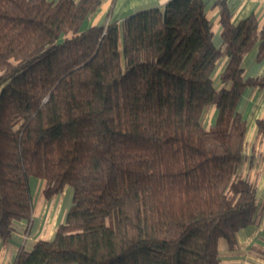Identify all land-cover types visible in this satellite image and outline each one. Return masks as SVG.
I'll return each instance as SVG.
<instances>
[{"label": "trees", "instance_id": "16d2710c", "mask_svg": "<svg viewBox=\"0 0 264 264\" xmlns=\"http://www.w3.org/2000/svg\"><path fill=\"white\" fill-rule=\"evenodd\" d=\"M103 1L0 0V243L30 231L36 178L72 206L13 264H220V241L237 250L260 216L237 106L264 90L243 67L257 44L264 58V25L219 0L217 48L205 0H170L85 29Z\"/></svg>", "mask_w": 264, "mask_h": 264}, {"label": "crops", "instance_id": "0c3cea01", "mask_svg": "<svg viewBox=\"0 0 264 264\" xmlns=\"http://www.w3.org/2000/svg\"><path fill=\"white\" fill-rule=\"evenodd\" d=\"M170 0H104L98 11L84 24L88 29L103 26L111 21H122L136 12L163 7ZM219 0H205L207 16L213 24L214 44L221 48L222 24L221 12L216 3ZM231 11L232 22L238 24L242 20L254 16L260 28L264 25V0H225ZM259 44L244 56L243 67L245 78L264 77V58L259 60ZM228 63L223 58L218 64L214 76L215 85L221 88V74ZM238 112L247 123L245 142L246 162L242 167L243 177L255 184L259 205L257 222L239 231L238 248L230 251L225 241L219 243L220 264H264V259L252 251L254 247L264 249V136L259 133L258 123L264 120V90L247 88L238 103ZM218 111L211 107L205 119V126L210 129L215 125ZM46 182L31 179L33 197V222L30 231L26 232V222H17L15 230L8 241L0 243V264H13L21 248L31 250L38 241H52L58 227L65 223L68 211L73 202V190L66 187L63 193L47 198Z\"/></svg>", "mask_w": 264, "mask_h": 264}]
</instances>
